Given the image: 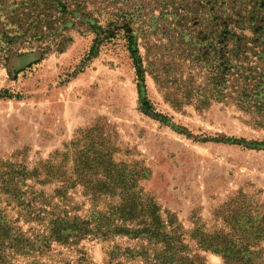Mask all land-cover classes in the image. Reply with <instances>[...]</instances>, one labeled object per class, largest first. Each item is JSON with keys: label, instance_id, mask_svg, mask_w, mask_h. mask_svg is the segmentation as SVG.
Instances as JSON below:
<instances>
[{"label": "rangeland", "instance_id": "rangeland-1", "mask_svg": "<svg viewBox=\"0 0 264 264\" xmlns=\"http://www.w3.org/2000/svg\"><path fill=\"white\" fill-rule=\"evenodd\" d=\"M111 1L85 0L86 11L106 25L108 9H140L132 23L120 21L134 54L123 30L96 48L79 14L54 25L63 49L59 37L42 57L15 53L29 51L19 44L0 52L7 225L32 240L58 215L103 223L76 244L7 243L2 264H264V121L229 98L199 107L191 95L214 77L188 45L211 35L208 10L183 12L186 0ZM10 3L0 0L1 9ZM133 198V219L120 218ZM225 247L239 255L226 260Z\"/></svg>", "mask_w": 264, "mask_h": 264}, {"label": "trees", "instance_id": "trees-1", "mask_svg": "<svg viewBox=\"0 0 264 264\" xmlns=\"http://www.w3.org/2000/svg\"><path fill=\"white\" fill-rule=\"evenodd\" d=\"M9 1L12 3L5 5L3 9L0 7V14H6L5 17L8 19V23L4 25L3 36L0 37V52L11 51L19 44L21 47L28 48L29 51L15 53L29 54L35 58H38L40 54L42 57L54 46L50 41L58 40L59 37L62 41L56 45L63 49L64 37L62 33L58 34V29L54 25L63 20L62 25H64L68 22V16L79 14L87 19L89 27L93 28L97 36L94 45L96 48L101 45L103 39L112 41L120 36V30H123L125 35L122 37L126 38L131 45L130 51L134 54L132 49L134 37L129 28L121 25L120 21L132 23L140 16V9H118L117 12L108 9L107 23L103 25L93 12L86 11L85 0ZM111 2V0H102L100 5L105 6ZM122 2L127 4L130 0H122ZM183 6V12L193 6L201 8L202 11L208 10L212 25L211 35L202 34V41L196 38L197 41L188 44H197L200 52L198 60L213 67L214 77L211 87L191 92L197 105L205 107L212 102H222L229 98L240 109L253 113L264 121V0H186ZM206 23L207 19L203 16L200 26L204 32L209 27ZM10 26L13 31H9ZM42 38H47L48 41H42ZM34 42L39 45H35ZM182 43L186 44V42ZM66 191L67 188L64 189V186L58 190L63 193L62 196ZM130 205V209L121 210L125 215L120 218L133 219V211L136 209L135 198L130 201ZM93 223L94 227L91 228ZM50 224L51 226L42 229L34 239L30 240L29 237H24L21 231L16 232L11 229L0 213V264L5 253L4 245L7 243L11 245L8 248L15 247L17 251L29 249L39 242L47 244L52 240L63 244H76L80 239L97 237L102 233L103 226L99 217L80 222L77 217L71 218L68 215L55 216ZM147 227L148 232L145 233L157 236L156 229L149 224ZM227 250H229L228 247L220 250L224 253L226 260L239 255L233 251H229L230 255H227ZM239 251L242 252V250Z\"/></svg>", "mask_w": 264, "mask_h": 264}]
</instances>
